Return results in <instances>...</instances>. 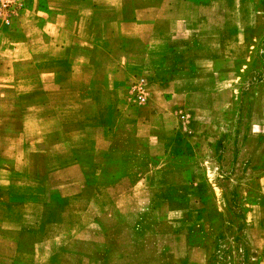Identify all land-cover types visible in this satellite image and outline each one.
Here are the masks:
<instances>
[{"label": "crops", "instance_id": "crops-1", "mask_svg": "<svg viewBox=\"0 0 264 264\" xmlns=\"http://www.w3.org/2000/svg\"><path fill=\"white\" fill-rule=\"evenodd\" d=\"M263 2L24 0L0 27V264H199L178 116L228 94Z\"/></svg>", "mask_w": 264, "mask_h": 264}, {"label": "rangeland", "instance_id": "rangeland-1", "mask_svg": "<svg viewBox=\"0 0 264 264\" xmlns=\"http://www.w3.org/2000/svg\"><path fill=\"white\" fill-rule=\"evenodd\" d=\"M258 10L263 16L250 23L238 19L246 28L237 62L219 84L228 94L187 99L178 116L185 155L179 166H187L180 185L186 178L194 186L186 203L180 196V211L212 216H203V232L190 241L205 247L199 264H264V2Z\"/></svg>", "mask_w": 264, "mask_h": 264}, {"label": "built area", "instance_id": "built-area-1", "mask_svg": "<svg viewBox=\"0 0 264 264\" xmlns=\"http://www.w3.org/2000/svg\"><path fill=\"white\" fill-rule=\"evenodd\" d=\"M25 8L24 0H0V27H9L11 23L21 14ZM130 92L134 96L137 104H144L146 101V92L144 82H135Z\"/></svg>", "mask_w": 264, "mask_h": 264}]
</instances>
